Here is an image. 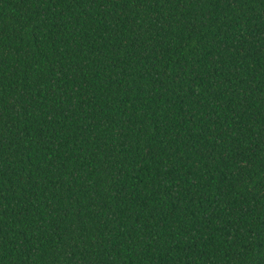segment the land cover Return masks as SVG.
<instances>
[{
    "label": "trees",
    "instance_id": "1",
    "mask_svg": "<svg viewBox=\"0 0 264 264\" xmlns=\"http://www.w3.org/2000/svg\"><path fill=\"white\" fill-rule=\"evenodd\" d=\"M0 264H264V0H0Z\"/></svg>",
    "mask_w": 264,
    "mask_h": 264
}]
</instances>
